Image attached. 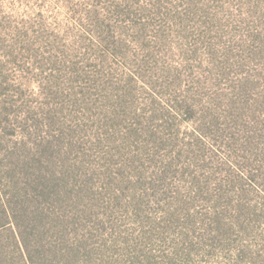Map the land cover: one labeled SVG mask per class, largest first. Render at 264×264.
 <instances>
[{"label": "trees", "instance_id": "16d2710c", "mask_svg": "<svg viewBox=\"0 0 264 264\" xmlns=\"http://www.w3.org/2000/svg\"><path fill=\"white\" fill-rule=\"evenodd\" d=\"M230 2L167 0L125 77L64 50L36 103L0 59V264H264V0Z\"/></svg>", "mask_w": 264, "mask_h": 264}, {"label": "rangeland", "instance_id": "374dc122", "mask_svg": "<svg viewBox=\"0 0 264 264\" xmlns=\"http://www.w3.org/2000/svg\"><path fill=\"white\" fill-rule=\"evenodd\" d=\"M243 1L232 0L229 5L235 9ZM166 3L167 0H0V59L3 63L12 59V50H31L16 54L20 58L29 56V63L20 61L6 73L15 78L17 86L21 82L28 85L29 100L35 103L36 92H41L40 81L52 73L48 60H61L64 50L73 51V58L91 71L96 68L90 64L98 62L105 65L107 73L117 69L125 77L129 75L130 45L145 28L162 54V38L168 30L162 27L159 32L157 26L170 16L164 8ZM140 18L145 22L137 26ZM109 28L116 39L109 37ZM139 45L135 42L138 49Z\"/></svg>", "mask_w": 264, "mask_h": 264}]
</instances>
